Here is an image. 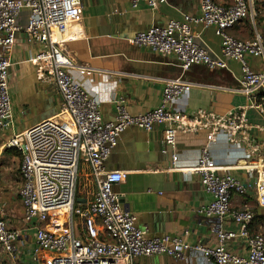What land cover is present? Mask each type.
I'll use <instances>...</instances> for the list:
<instances>
[{
  "label": "built area",
  "instance_id": "2783aa9c",
  "mask_svg": "<svg viewBox=\"0 0 264 264\" xmlns=\"http://www.w3.org/2000/svg\"><path fill=\"white\" fill-rule=\"evenodd\" d=\"M128 1L132 8L142 2L154 9L160 0ZM22 11L27 12L24 26L18 23ZM81 16V0H0V132L11 123L7 74L19 31L37 45L36 54L29 59L37 80L51 86L60 97L54 116L31 125L5 145L21 152L18 198L23 219L33 231L29 264H137V258L153 255L183 260L186 251H194L212 264H264V236L250 229L253 211L230 207L232 194L243 196L247 189H252L258 207L264 208V124L249 121L246 113L248 109L264 112V66L253 71L245 61L246 56H252L264 64V33L255 28L253 0H229L226 5L199 0L198 14H182L180 19H169L162 26L135 34L133 45L173 57L181 74L161 79L158 106L143 114H129L125 99L117 98L115 116L109 122L101 118L99 100L89 96L70 77L68 71L81 65L66 56L55 36L78 23ZM244 20L254 27L251 40H239L228 33ZM194 25L214 29L220 39L219 55L197 41ZM225 60L239 64L237 85L217 88L243 96L241 106L223 114L198 109L187 115L172 109L174 99L201 85L186 79L185 72L193 66L226 69ZM155 125L162 127L161 154L169 158L170 168L199 174L201 188L210 197L199 213L216 220L215 244L211 246L188 244L186 230L148 237L136 225V216L122 208L113 191L125 174L106 171L104 161L119 135L131 127L149 132ZM196 130L206 131L205 144L199 149L195 165L181 167L177 136ZM217 134H225L230 143L242 145L245 171L249 176L255 173L253 183L243 184L210 165L209 145ZM84 197L87 199L82 202ZM225 219L236 230L224 229ZM45 223L59 229H47L43 227ZM20 237V229L9 228L0 218V250L10 255L12 264H22L16 257ZM232 242L243 245L244 256L228 249Z\"/></svg>",
  "mask_w": 264,
  "mask_h": 264
},
{
  "label": "crops",
  "instance_id": "0c3cea01",
  "mask_svg": "<svg viewBox=\"0 0 264 264\" xmlns=\"http://www.w3.org/2000/svg\"><path fill=\"white\" fill-rule=\"evenodd\" d=\"M226 5L229 0H214ZM81 20L55 34L66 56L80 68L69 70L72 80L89 96L99 100V111L103 121H112L115 116V103L119 97L125 99L127 111L131 115L143 114L159 104L163 78H175L181 74L173 57L152 53L144 47L131 43L140 31L152 26H162L169 19H180L182 14L199 13V0H160L154 9L140 2L132 8L128 0H81ZM26 11H22L18 23L24 26ZM256 30L264 32V18L256 25ZM197 41L219 55L220 39L212 27L192 26ZM228 33L239 40H251L254 27L244 20ZM74 37H70L73 36ZM37 45L19 31L10 52V67L7 74V91L11 104V123L0 132V218L12 229H20L22 237L17 243L18 261L30 263L33 246V231L23 219V209L18 198L21 185L19 163L21 152L6 147L13 136L20 135L31 125L54 116L60 106L58 93L49 85L41 83L35 76L29 59L36 54ZM245 61L253 71L264 64L260 58L246 56ZM227 68L208 70L203 66H193L184 77L201 85L192 87L172 102V109L190 115L198 109L223 114L241 106L244 98L240 94L219 89L237 85L239 64L225 60ZM110 71L123 72L114 76ZM160 78L158 79H149ZM249 121L264 124V112L247 110ZM256 137L260 134L253 132ZM206 131L196 130L178 134V165L193 166L199 149L205 144ZM162 127L155 125L149 132L138 128H128L118 137L116 145L104 161L106 171L125 174L113 191L125 211L136 216V225L148 237L163 234L188 232L186 241L190 245L215 244L214 228L216 220L206 218L199 209L209 202L210 197L203 192L200 176L172 170L169 158L161 154ZM210 165L220 174H229L243 184L252 183L255 173L249 176L246 171V156L242 145L230 143L225 134H217L209 145ZM87 197H84L82 202ZM230 207L233 210L253 211L254 219L250 226L253 232L264 236V208L258 207L252 189L243 196L231 195ZM74 223H77L74 220ZM222 226L236 230L235 225L225 219ZM43 227L58 230L50 223ZM63 227V226H62ZM228 249L245 255L243 245L232 242ZM137 264H212L194 251H186L184 259L165 255L139 257ZM0 264H12L9 254L0 250ZM118 264H124L119 261Z\"/></svg>",
  "mask_w": 264,
  "mask_h": 264
},
{
  "label": "trees",
  "instance_id": "16d2710c",
  "mask_svg": "<svg viewBox=\"0 0 264 264\" xmlns=\"http://www.w3.org/2000/svg\"><path fill=\"white\" fill-rule=\"evenodd\" d=\"M253 7L255 11L254 22L257 25L264 18V0H253Z\"/></svg>",
  "mask_w": 264,
  "mask_h": 264
},
{
  "label": "water",
  "instance_id": "95a60500",
  "mask_svg": "<svg viewBox=\"0 0 264 264\" xmlns=\"http://www.w3.org/2000/svg\"><path fill=\"white\" fill-rule=\"evenodd\" d=\"M76 201L79 202V201H81V200L77 199Z\"/></svg>",
  "mask_w": 264,
  "mask_h": 264
},
{
  "label": "rangeland",
  "instance_id": "374dc122",
  "mask_svg": "<svg viewBox=\"0 0 264 264\" xmlns=\"http://www.w3.org/2000/svg\"><path fill=\"white\" fill-rule=\"evenodd\" d=\"M255 7V6H254ZM259 16V15H258ZM259 31V30H258ZM254 180V179H253ZM253 180H252V183H253Z\"/></svg>",
  "mask_w": 264,
  "mask_h": 264
}]
</instances>
